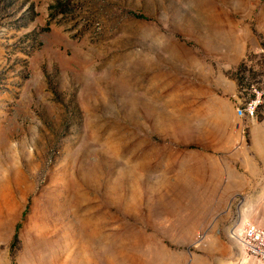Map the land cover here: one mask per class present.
I'll return each mask as SVG.
<instances>
[{
    "label": "rangeland",
    "instance_id": "374dc122",
    "mask_svg": "<svg viewBox=\"0 0 264 264\" xmlns=\"http://www.w3.org/2000/svg\"><path fill=\"white\" fill-rule=\"evenodd\" d=\"M236 59L247 141L264 0H0V264H264L236 239L264 184L214 214L166 176L214 139L184 95Z\"/></svg>",
    "mask_w": 264,
    "mask_h": 264
},
{
    "label": "crops",
    "instance_id": "0c3cea01",
    "mask_svg": "<svg viewBox=\"0 0 264 264\" xmlns=\"http://www.w3.org/2000/svg\"><path fill=\"white\" fill-rule=\"evenodd\" d=\"M212 56L221 58L215 53ZM237 59L234 64L229 61L223 67L219 65L222 71L210 65L211 70L221 73V76H207L206 81L198 80L192 87L194 92L189 97L184 95L186 106L196 111L206 109L209 114L197 122L189 121L186 124L212 126L214 139L206 143V148L203 142L194 138L191 139V145L199 149L170 151L176 157L173 162L175 171H169L168 168L166 174L167 181L183 185L180 187L190 190L192 199L199 200L193 201V205L211 207L210 211L214 214L219 213L225 205L239 204L235 198L240 193L261 189L260 184H264V154L255 149L257 134L263 132L260 138H264V120L248 130L246 141L241 133L245 127L244 120L236 117L234 112L233 99L238 85L233 73L239 62ZM180 152L182 158L184 155L190 160L179 162L177 157ZM178 167L188 171H178Z\"/></svg>",
    "mask_w": 264,
    "mask_h": 264
},
{
    "label": "built area",
    "instance_id": "2783aa9c",
    "mask_svg": "<svg viewBox=\"0 0 264 264\" xmlns=\"http://www.w3.org/2000/svg\"><path fill=\"white\" fill-rule=\"evenodd\" d=\"M241 92H244L243 96L247 98L234 97L235 115L241 120L251 121L256 118L257 110L262 103L263 93L253 86H250L248 90L241 89ZM240 102L242 104L236 105ZM236 239L245 254L264 261V229L250 223H244L238 229Z\"/></svg>",
    "mask_w": 264,
    "mask_h": 264
}]
</instances>
